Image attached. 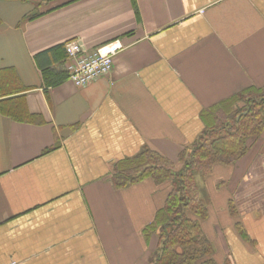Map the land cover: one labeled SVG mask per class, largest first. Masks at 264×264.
<instances>
[{
  "label": "crops",
  "instance_id": "obj_1",
  "mask_svg": "<svg viewBox=\"0 0 264 264\" xmlns=\"http://www.w3.org/2000/svg\"><path fill=\"white\" fill-rule=\"evenodd\" d=\"M69 43L121 49L87 86H48ZM248 88H264V0H0V105L38 119L0 112V264H149L170 184L115 189L114 167L144 148L176 163ZM197 184L215 264H264V131Z\"/></svg>",
  "mask_w": 264,
  "mask_h": 264
},
{
  "label": "trees",
  "instance_id": "obj_2",
  "mask_svg": "<svg viewBox=\"0 0 264 264\" xmlns=\"http://www.w3.org/2000/svg\"><path fill=\"white\" fill-rule=\"evenodd\" d=\"M43 73L48 86L68 78V74L54 75L48 68ZM4 86L12 87L11 82ZM12 91L15 95L20 92ZM0 112L14 120H38L16 103L7 109L0 105ZM263 131L264 88H248L209 110L204 131L180 152L176 163L144 148L114 167L111 182L115 189L147 179L158 185L170 184L154 225L144 231L146 237L156 231L158 235V248L149 264H215L211 258L213 246L199 222L207 217V209L200 200L197 180L208 176L215 164H234L246 154L248 142Z\"/></svg>",
  "mask_w": 264,
  "mask_h": 264
},
{
  "label": "built area",
  "instance_id": "obj_3",
  "mask_svg": "<svg viewBox=\"0 0 264 264\" xmlns=\"http://www.w3.org/2000/svg\"><path fill=\"white\" fill-rule=\"evenodd\" d=\"M68 80L76 87H84L110 73L114 55L121 49L117 43L98 48L91 54L81 52L74 44H66ZM83 53V54H82Z\"/></svg>",
  "mask_w": 264,
  "mask_h": 264
}]
</instances>
